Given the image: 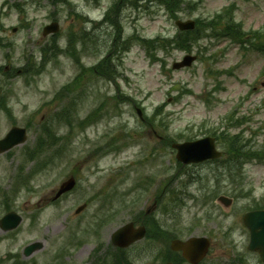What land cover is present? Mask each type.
<instances>
[{
	"label": "rangeland",
	"instance_id": "obj_1",
	"mask_svg": "<svg viewBox=\"0 0 264 264\" xmlns=\"http://www.w3.org/2000/svg\"><path fill=\"white\" fill-rule=\"evenodd\" d=\"M71 1V6L54 7L47 0H0V66L8 71H21L31 56L40 63L41 50L49 44L56 42L61 49H66L70 32L81 36L85 31V24L81 19L77 22L72 11L99 21L115 0H102L99 7L95 1ZM135 1L124 0L121 6V25L126 37L135 33L147 38L173 37L179 31L175 24L177 19L171 18L161 6L152 4L153 0L137 10L135 7L139 3ZM186 1L178 19H202L197 25L199 34L203 26H213L209 21L235 1V22L241 23L245 31H262L264 37V0ZM112 10L117 12L118 5ZM220 16L222 20L230 18L229 13ZM53 19L58 20L61 30L57 37H45L43 29ZM224 22L218 26H223ZM91 26L93 24L87 28ZM115 35L114 30L112 38L102 35L100 55L82 54L81 60L86 67L96 65L101 55H106L107 43L112 44ZM198 36L205 40L194 42L191 52L178 46L176 51L164 54L171 69L176 61H183L187 55L199 57L191 66L173 71L170 76L163 73L160 65L151 64L138 43H127L130 53L122 54L116 61L119 73L124 76L120 82L124 94L107 81L97 79L99 76L94 72H86L80 84L85 94L77 99L76 107H72L70 101L80 92L65 94L59 100L54 98L79 73L74 59L62 50H55L54 58L47 62L41 75L26 77L17 72L11 81H0L15 115V124L28 128L26 143L0 155V188L3 186V192L8 194L14 187L21 186L19 174L32 177L36 161L29 160L26 155L41 138L53 140L52 124L56 114L67 108L70 116L83 119L106 101V112L100 124L82 134H74L67 157L62 161L57 159L50 171L33 177L31 189L21 181L22 188L9 203L10 210L18 213L23 222L10 234L0 229V261H4L3 264L15 261L25 264H131L130 260L134 264H154L160 263L161 258L168 259L165 250L170 249L175 240L217 237L213 233L220 231L217 222L198 220L214 206L204 208L200 203L204 197L210 199L217 194L218 183L222 182V189H227L228 168L212 164L180 167L176 153H171L170 148L159 151L161 144L155 131L146 126L131 107L142 108L149 117H154L156 109H163L168 126L162 135L177 142L207 137L214 129L224 128L228 116L236 112V119L245 117L248 120L242 129L245 127V139L251 140V148L264 149V54L246 53L229 37L210 38L208 33ZM3 43L7 46L3 47ZM179 44L184 47L182 41ZM127 94L135 102L129 101ZM113 95L118 99L112 98ZM207 95L211 103L205 100ZM136 102L139 105L136 106ZM70 119L73 118H63V125L56 124L59 135L67 134L69 128L65 124ZM46 124L48 130L41 132ZM13 126L12 120L0 109V140ZM254 133L258 136L250 139ZM112 137L120 144L118 151L96 156L94 149L104 146ZM148 155L150 160L146 162L144 159ZM93 159L96 160L91 162ZM20 167L24 168L22 172ZM240 167L247 176L255 178V194L263 195L264 159H255ZM183 172L199 174L200 180L190 183ZM71 175L78 180L77 188L54 201L55 191ZM146 178L148 181L140 188L141 180ZM23 179L25 181V177ZM233 188L235 190V185ZM188 193L197 195L199 201L188 199ZM84 203H90L89 207L77 215V208ZM220 211L224 215L221 221H226L235 209L222 207ZM6 212L3 196L0 198V219ZM132 221L135 228H146V238L131 247L116 249L111 245L112 235ZM227 221L235 223L239 219ZM227 221L222 225L225 228H229ZM96 227L100 229H93ZM237 234L239 229H236L235 240L244 246L248 239ZM72 237L76 244H72ZM36 242L41 243L42 249L33 250L34 254L25 257L24 249ZM64 248L66 257L52 258L63 254L65 251L60 250ZM245 254L248 264H259L256 256L246 251ZM9 255L14 257L9 258ZM210 257L205 264H229L239 255L238 251L219 248Z\"/></svg>",
	"mask_w": 264,
	"mask_h": 264
},
{
	"label": "water",
	"instance_id": "obj_2",
	"mask_svg": "<svg viewBox=\"0 0 264 264\" xmlns=\"http://www.w3.org/2000/svg\"><path fill=\"white\" fill-rule=\"evenodd\" d=\"M187 28L193 27V24L190 23L189 25L186 26ZM47 31H58V26H54L51 28H48ZM186 64H190L188 62H185L180 65H176V68L184 66ZM17 135H14L15 133H18ZM14 135V136H13ZM13 136V137H12ZM13 140H16L15 143H21L26 140L25 137V130H16L14 131L11 135H9L5 140L1 142V148L3 151L7 150L8 148L12 147L13 145ZM197 144H189L186 147H179V149L183 152H187V154L192 155L194 150L196 149ZM74 186V183H69L67 184V187H64L58 195H61L62 193L71 190ZM257 217L260 219L259 222H256L255 226H250V229L252 230V246L255 250L260 251V254L262 256V260H264V212H259L256 213ZM21 221V218L19 217H14V220L11 222L9 228L13 229L16 228ZM132 226H126L122 229H120L118 232L115 233L114 235V242L116 244L124 246H129L133 242L141 239L145 235V230L141 229L138 231H135L134 233L131 232ZM260 229V231H259ZM134 231V230H133ZM119 239L122 240L123 242H119Z\"/></svg>",
	"mask_w": 264,
	"mask_h": 264
},
{
	"label": "trees",
	"instance_id": "obj_3",
	"mask_svg": "<svg viewBox=\"0 0 264 264\" xmlns=\"http://www.w3.org/2000/svg\"><path fill=\"white\" fill-rule=\"evenodd\" d=\"M53 2H57V1H67V0H52ZM123 4H124V0ZM135 1V0H134ZM142 0H136L135 3H139L136 8L140 7V3ZM149 1V0H146ZM153 2L155 3V5H161L162 7H166V9L169 11L170 14L175 15L176 11L179 9L180 7V0H153ZM203 25V23H202ZM229 25V24H228ZM199 33V32H198ZM192 33H185V34H178V36L175 38H172V40L170 39H162V38H157L154 40H149L151 42H148L147 46H148V51L152 52V58H156V54L158 50H152L155 48L156 46H159L160 49H164L166 48L167 44H172L173 42H179L182 41V44L185 46L187 45L188 41L191 38ZM241 37L243 36V34L240 35ZM163 40V41H162ZM167 40V41H166ZM155 44V45H154ZM97 70V69H96ZM86 72V70L82 71L81 74L79 75L82 76L84 73ZM234 146H236V149H241V144L239 145V143H234Z\"/></svg>",
	"mask_w": 264,
	"mask_h": 264
}]
</instances>
